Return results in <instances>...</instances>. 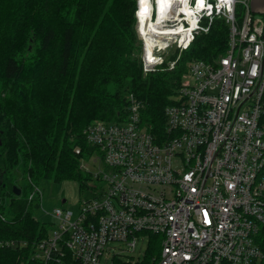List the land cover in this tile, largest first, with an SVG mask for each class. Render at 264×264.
Returning <instances> with one entry per match:
<instances>
[{
  "label": "built area",
  "instance_id": "obj_1",
  "mask_svg": "<svg viewBox=\"0 0 264 264\" xmlns=\"http://www.w3.org/2000/svg\"><path fill=\"white\" fill-rule=\"evenodd\" d=\"M151 3L156 22L158 1ZM140 7L137 0L145 73L163 68L178 49L168 62L174 68L216 17L229 24L227 51L214 62L192 61L177 101L165 110L163 134L141 122L144 104L132 93L124 120H96L83 129L94 149L81 160L93 196L76 215L52 211L54 226L34 256L44 264L59 255L61 264H113L120 254L107 262L110 242L134 250L139 237L152 233L160 235L155 264H263L264 13L257 15L251 0H172L156 31L141 23ZM37 195L34 185L29 198Z\"/></svg>",
  "mask_w": 264,
  "mask_h": 264
},
{
  "label": "trees",
  "instance_id": "obj_2",
  "mask_svg": "<svg viewBox=\"0 0 264 264\" xmlns=\"http://www.w3.org/2000/svg\"><path fill=\"white\" fill-rule=\"evenodd\" d=\"M136 8L137 0H0V264H44L36 245L54 222L36 217L40 196H29L42 178L82 187L91 177L81 168L94 150L83 134L88 124L124 120L132 93L144 104L141 122L163 134L165 110L192 61L214 62L227 51L229 24L216 17L174 68L168 62L178 49L145 73ZM20 160L27 187L15 182ZM148 242L143 258L117 255L113 264H155L160 235L150 233ZM56 259L46 264H61Z\"/></svg>",
  "mask_w": 264,
  "mask_h": 264
},
{
  "label": "rangeland",
  "instance_id": "obj_3",
  "mask_svg": "<svg viewBox=\"0 0 264 264\" xmlns=\"http://www.w3.org/2000/svg\"><path fill=\"white\" fill-rule=\"evenodd\" d=\"M251 7L256 11L257 15H263L264 0H251ZM173 51L174 49H172V52ZM89 163L92 168H97L99 162H96L95 164L91 162ZM14 175L16 185L20 187L28 186L29 181L23 176L22 160H20L15 167ZM37 187L40 190L39 200L41 205L39 208L35 209L34 214L36 217L44 221L55 222V218L51 213L57 207L72 210L74 215H76L79 212L81 202L93 196V190L90 187H87L85 183L81 187L78 181L71 179L55 181L51 178H42L37 182ZM148 240V237H139L134 250H132L124 241L118 240L110 242L108 244L110 250L107 252V262H111L114 253L120 254L118 256L127 260L130 258L136 260L143 258L148 247ZM103 262H105V257L103 258Z\"/></svg>",
  "mask_w": 264,
  "mask_h": 264
},
{
  "label": "bare ground",
  "instance_id": "obj_4",
  "mask_svg": "<svg viewBox=\"0 0 264 264\" xmlns=\"http://www.w3.org/2000/svg\"><path fill=\"white\" fill-rule=\"evenodd\" d=\"M158 1V10H159V14H158V19L156 22H154L152 19L150 20L149 16L151 15L150 10L152 7V3L151 0H141V10H140V17H141V23L145 24L148 23V27L151 28V30H156L157 31V26L156 23H158L161 20V17L163 15V10L166 8L168 2L172 1V0H157ZM184 10L188 11L187 7L184 6ZM149 18V19H148ZM141 27L145 29H147V26H142ZM175 32V30L173 31ZM152 41L151 38H146V42H147V48L148 51H151L152 49Z\"/></svg>",
  "mask_w": 264,
  "mask_h": 264
},
{
  "label": "water",
  "instance_id": "obj_5",
  "mask_svg": "<svg viewBox=\"0 0 264 264\" xmlns=\"http://www.w3.org/2000/svg\"><path fill=\"white\" fill-rule=\"evenodd\" d=\"M14 191L16 192V194L20 193V188H18L16 185L14 186Z\"/></svg>",
  "mask_w": 264,
  "mask_h": 264
}]
</instances>
